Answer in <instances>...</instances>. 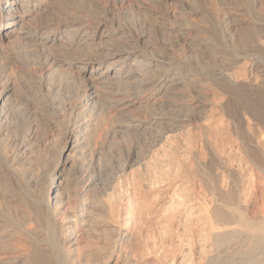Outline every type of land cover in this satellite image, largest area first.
<instances>
[{"label": "bare ground", "instance_id": "obj_1", "mask_svg": "<svg viewBox=\"0 0 264 264\" xmlns=\"http://www.w3.org/2000/svg\"><path fill=\"white\" fill-rule=\"evenodd\" d=\"M138 1L104 0L99 16L71 5L59 11L64 0H0V264H264V69L247 48L264 50V1L248 23L221 28L229 37L252 35L219 52L212 47L219 54L213 82L199 71L211 63L200 48L213 45L203 20L194 22L199 7L145 0L162 8L164 21L138 22L133 35L116 17ZM174 1L180 12L170 9ZM198 1L219 24L228 22L223 0ZM148 29L168 36L172 50L143 47ZM190 56H198L197 69L185 63ZM58 74L73 81L67 100L52 81ZM37 77L46 103L18 93L16 79ZM160 91L158 112L154 103L153 112H124ZM20 110L23 127L12 117ZM123 114L138 145L126 142L129 150L98 188L93 178L109 141L105 153L99 149ZM34 119L45 121L41 134ZM49 227L57 251L39 238Z\"/></svg>", "mask_w": 264, "mask_h": 264}, {"label": "rangeland", "instance_id": "obj_2", "mask_svg": "<svg viewBox=\"0 0 264 264\" xmlns=\"http://www.w3.org/2000/svg\"><path fill=\"white\" fill-rule=\"evenodd\" d=\"M65 2H63L62 4H61V6H60V8H59V11L61 10V8L62 7H69V5H71L69 8H76V9H79V10H83L84 9V11H91V10H93V8H94V10H93V13H94V11L95 10H97L95 13H96V15H99L100 16V13L103 11L102 9H103V4H101V3H103V1L102 0H96V2L94 1V4H95V6H86L84 3L82 4V3H80V2H78L77 1V4H76V0H64ZM67 1H69V2H67ZM144 1V2H143ZM149 1V0H148ZM146 2L145 0H139L138 1V3L140 4V7H138V8H136L139 12H140V10L141 9H143V10H141V12L138 14V11L136 10V9H134V11H130V9H129V11H126V9L125 10H123V11H121L120 13H118L119 15H117V22H116V25H119L120 27H122V29H125V30H127L128 31V28L130 29L129 31H131L130 33H133V35H135V34H137V33H135V32H139L138 30H135V28H137V27H135L134 25L135 24H139V23H141V22H143V21H153V20H155L156 19V22H158V23H162L163 21H164V19L162 18L163 16L161 15V16H158V12H160V11H162V8L161 7H158V6H156L155 7V9H154V6H155V4H153L152 2H153V0H152V2L150 1V2ZM182 1V0H181ZM189 1V2H188ZM191 1H192V3H193V0H183V2L185 3V2H188V7H189V5L191 4V6H195L196 8H198L199 9V12H198V14L196 15V16H194V18H195V20H194V18H193V20H194V22H197V23H201V20H203L202 21V23H201V25L207 30V34H208V36H211L210 37V39H209V41H211V44H213V45H211V46H209V47H204V48H200L201 49V51H200V53H203V54H205V55H207V56H204L205 58L203 59L204 61H207V60H209V63H210V61H211V63L209 64L208 63V61H207V63L209 64V66H208V68H206L205 66H207V65H205V66H203V68L205 69V70H203V68H199V71L202 73V75H204L206 78H208L209 80H215V79H217L218 78V75H217V71H219V66H218V64H216V67H215V63L216 62H213V60H214V56H215V53H216V56L215 57H219V54H217L219 51H221V50H223L224 48H227V47H229L230 45H232L233 43H235V44H237L238 42L237 41H239V39L241 40V39H249L250 37H251V33L249 34V32L250 31H246L245 33H247L246 35L245 34H242V35H238V33L237 34H235L234 36H232V37H229V36H227V35H223L222 33L223 32H221V31H223V29H221V28H223V27H228L229 25H228V23L230 24V26L231 27H233V26H235V25H237L240 21H242V22H249V20L251 21L252 20V18L254 17V12L256 11V9H255V5H256V3L259 1V0H245L246 1V3H245V1L243 2V0H242V4L239 6L238 4H230V5H228L227 3H229V2H227L228 0H226V2H225V0H223V2H224V4L223 5H221L222 6V10L224 11V10H228V12H230V13H232V14H230V17H229V19H231V20H229L228 19V22H227V20L226 21H223V22H220V24H223V23H225L226 22V24H223V25H221L220 26V24H219V22L218 21H216V19L214 20L213 19V17H214V15H212L213 14V12L212 11H210V9H209V7H207V6H205L204 4H203V6H202V3H200L198 0H194V2L195 3H191ZM199 3H198V2ZM261 1H264V0H261ZM101 2V3H100ZM141 2V3H140ZM176 2V3H175ZM64 3L66 4L67 3V6H65L64 5ZM70 3V4H69ZM172 3V4H171ZM170 3V9L171 10H178L179 12L182 10V8H181V10H180V6L182 7V4L181 3H179V2H177V1H174V2H171ZM174 3V4H173ZM245 3V4H244ZM100 4V6H98V5ZM135 4V3H134ZM153 4V5H152ZM180 4V5H179ZM186 4V3H185ZM194 4H198L199 6H196V5H194ZM79 5V6H78ZM96 5H97V7H96ZM228 5V6H227ZM238 5V6H237ZM201 6V7H200ZM224 6V7H223ZM236 6V7H235ZM88 7H90V8H88ZM92 7V8H91ZM102 7V8H101ZM153 7V8H152ZM194 7V8H195ZM204 7V8H203ZM207 9H206V8ZM101 8V9H100ZM146 8V9H145ZM159 8V9H158ZM202 10H201V9ZM236 8V9H235ZM240 8V9H239ZM243 8H244V10H246V12H242V10H243ZM90 9V10H89ZM156 9H158V10H156ZM102 10V11H101ZM131 10H133V9H131ZM135 10L137 11V12H135ZM145 10V11H144ZM149 10H151V11H153L152 13H154V12H156V16H157V18L158 17H160V18H154V19H152L153 17H155L154 15H153V17L152 18H149L148 17V15H149ZM200 10H201V12H200ZM203 10H204V14H203ZM248 10V11H247ZM146 13H144V12ZM237 11V12H236ZM92 12V11H91ZM98 12H100V13H98ZM123 12V13H122ZM210 12H211V14H210ZM247 12H248V15H247ZM47 13V15L48 14H50V12H46ZM45 13V14H46ZM144 13V14H143ZM203 14V15H200V14ZM238 13V14H237ZM148 14V15H147ZM234 14L236 15V17L234 16ZM101 15H102V13H101ZM139 15V16H138ZM144 15L146 16V17H144ZM212 15V16H211ZM205 16V17H204ZM231 16H233V21H232V18H231ZM42 17H45V16H42ZM247 17V18H246ZM40 19H42L41 18V16L39 17ZM145 18H147V19H145ZM202 18V19H201ZM242 18V19H241ZM244 18V19H243ZM138 19V20H137ZM141 19H144V20H141ZM148 19H150V20H148ZM160 19V20H159ZM163 19V20H162ZM137 20V21H136ZM214 20V21H213ZM244 20V21H243ZM247 20V21H246ZM162 21V22H161ZM199 21V22H198ZM216 21V22H215ZM231 21H232V23H231ZM133 22H135V23H133ZM139 22V23H138ZM179 22V21H178ZM218 22V23H217ZM234 22V23H233ZM119 23V24H118ZM122 24V25H121ZM133 24V25H132ZM206 24V25H205ZM232 24V25H231ZM225 25V26H224ZM131 26H133V28L131 27ZM18 30V29H17ZM151 30V31H150ZM153 29H148V30H146L145 31V34H146V36L145 37H152L151 39H150V41H143L142 42V44H143V47H147L148 49H150V50H152V49H154V51H157L156 50V48H158V50H159V52L161 51V49H165V48H169V49H171L172 50V48H170L171 46H172V43L170 42V39H169V41H167V39H168V36H166V35H163V34H161L166 40H164V38L163 37H161V35L159 34V32L158 31H156V32H154V30L152 31ZM21 32H23V31H21ZM149 33V34H148ZM152 33H154L155 35H153ZM159 35H157V34ZM150 34H152V35H150ZM155 36V37H154ZM241 36L243 37V38H241ZM115 39H118V42L119 43H121V41L123 42L125 39H127V38H125L124 36H116V38ZM120 39V40H119ZM153 39V40H152ZM155 39V40H154ZM157 39H158V41H157ZM163 41H161V40ZM237 40V41H236ZM126 41V43L128 42H130L131 43V41L130 40H125ZM153 41H157L156 43L154 42L153 44L155 45H153V44H151ZM149 42V43H148ZM162 42V43H161ZM166 42V43H165ZM168 42V43H167ZM169 42L171 43V44H169ZM145 43H146V45H145ZM148 43V44H147ZM160 43V44H159ZM163 43H165V44H163ZM131 44H133V43H131ZM134 45V44H133ZM149 45V46H148ZM153 45V46H152ZM162 45V46H161ZM164 45H166V47H164ZM141 46V45H140ZM162 48H161V47ZM174 46V45H173ZM153 47V48H152ZM160 47V48H159ZM215 48V50L216 51H218V52H216L213 48ZM7 48H8V46H7ZM7 48H4L3 49V53H4V55L5 56H10V55H12V51H11V49H7ZM247 48H250V49H248V52H249V56L253 59V61H255V63H256V65H258V66H260V64H261V66L260 67H262L263 69H264V50H262V49H259V47H255V46H253V44H252V46L249 44L248 46H247ZM193 49H196V48H193ZM199 49V50H200ZM203 49H205V51L204 52H202L203 51ZM214 51H213V50ZM229 49V48H228ZM252 49V50H251ZM31 50L32 51H30V49L29 50H24V49H19V48H17L16 49V53H17V55H20V56H22V53H23V56H30L32 59H36V56H37V58L39 57V54L38 53H36L35 52V49H32L31 48ZM198 50V51H199ZM208 50V51H207ZM212 50V52H210ZM20 51V52H19ZM57 51V50H56ZM9 52V53H8ZM158 52V51H157ZM207 52V53H206ZM215 52V53H214ZM27 53V54H26ZM31 53V54H30ZM210 53V54H209ZM7 54V55H6ZM30 54V55H29ZM33 54V55H32ZM36 54V55H35ZM54 54H59V53H54ZM157 54H161V52L160 53H157ZM213 54V55H212ZM35 55V56H34ZM165 55V54H164ZM209 55V56H208ZM29 57V58H30ZM194 56H190V57H187V58H189V59H185L186 61H185V63H188V65L190 66H192V65H197V61H198V63H199V59H197L198 58V56H197V58H196V56L193 58ZM196 59V60H195ZM189 61V62H188ZM214 64H213V63ZM213 64V66L211 67L210 65H212ZM188 65H187V67H188ZM34 66V65H33ZM218 66V67H217ZM211 67V68H210ZM231 67V66H230ZM192 68H195V69H197L198 67H194V66H192ZM217 68V69H216ZM209 69V70H208ZM231 69H233V68H231ZM203 70V71H202ZM60 74H58V75H54V80L52 79V81L54 82V83H57V85H58V93H59V95H58V98H60V99H64V100H67L68 98H69V96H71V92H72V90H73V86H74V84L72 83L73 81L72 80H70V79H62L63 77H61L60 78V76H59ZM59 76V77H58ZM39 79H41V78H38L37 77V79H31V81L30 80H23V83H22V80H15V81H17L16 82V84H19V89L21 90H19L18 91V93L19 94H22L23 96H27V98H29V99H31L32 97L34 98H38L39 100H40V94L37 92L38 91V89H39V87H40V83H43L42 81H43V79H42V81H40V83H39ZM60 79H62L63 81H61ZM36 80V81H35ZM64 80H66V81H64ZM58 81V82H57ZM71 81V82H70ZM212 81V82H213ZM27 82H29V84L31 85H29ZM26 83V84H25ZM39 83V84H38ZM60 83V84H59ZM178 90H180V89H178ZM162 91V90H161ZM161 91L160 92H158V93H153L152 95H150L149 97H147V98H143V101H141L140 103H138V104H135V105H133V106H131L130 108H128V109H125L124 110V112H129L130 110V112L131 113H135L136 114V112H137V114H143V113H141V112H144V110L145 109H148V108H150L151 106H153V103H154V108H155V111L158 109V110H160V107H158L157 105H158V102H161V101H163L164 100V98H160L161 97V95H162V93H161ZM35 92H37V93H35ZM33 93H35V94H33ZM38 94H39V96H38ZM149 94V93H148ZM197 94V93H196ZM33 95V96H32ZM35 95V96H34ZM29 96V97H28ZM60 96V97H59ZM68 96V97H67ZM144 96H146V95H144ZM31 97V98H30ZM163 97V96H162ZM43 98V99H42ZM41 98V102H43V103H46L45 102V98L44 97H42ZM36 99H34V100H36ZM37 99V101H39ZM160 99V100H159ZM159 100V101H158ZM31 101H33V99L31 100ZM155 101H156V103H155ZM34 102V101H33ZM39 103H40V101H39ZM43 105H40L39 104V107L41 108ZM156 106V107H155ZM148 107V108H147ZM152 107V109H154ZM43 108V107H42ZM130 109V110H129ZM141 109V110H140ZM151 108L149 109V112H153V110H151ZM158 110L156 111V112H158ZM133 111V112H132ZM146 111V110H145ZM154 111V112H155ZM139 112V113H138ZM13 113H14V115H13ZM12 113V117H13V119L15 120L14 122H16V123H14V125L15 126H18V127H23V126H20V125H24L25 123H26V118H22V114L24 113L22 110H20V112L19 111H14ZM16 113V114H15ZM21 115H20V114ZM18 114V115H17ZM127 114H123L122 115V117L121 116H119V117H121V118H119V117H116L115 119L116 120H114V122L112 123V126H114V127H112V129L114 130V132L116 131V133H113V130H112V133H110V135L108 134V136H107V138H108V140H105V142H104V145L105 146H107L108 144H107V142L106 141H109L108 143H109V147L107 146V148H105V146H101L102 148H101V150L99 149V151L100 152H104V151H106L108 148H109V150L107 151V156H105L106 158L102 161V163H101V165L102 166H100L101 167V170H100V173H99V171H98V173L96 172L95 174H97V175H95V177L93 178V182L94 183H96L95 185H99L98 186V188L100 187V185L101 184H103L107 179H108V176L110 175L109 173H114L115 172V170H116V168L118 167V162H119V154L120 155H124L128 150H129V146H127V145H129V144H131L130 143V141L131 142H134L135 144H137L138 145V139H136V138H138V137H136L135 138V136H137L136 134H132V132L130 131V130H126V128H125V124H126V118L128 117V115L126 116ZM21 116V117H20ZM91 117H94L93 115L91 116ZM125 117V118H124ZM118 118V119H117ZM122 119L125 121H122ZM38 121H39V119H37ZM37 120H35L34 119V121H35V126L36 127H38V128H36L35 127V130L36 129H38L37 130V132H40L39 134H41V128L39 127L40 126V123H45V121H44V119H43V121H42V119L38 122ZM118 120V121H117ZM36 121L39 123V125L37 126V124H36ZM123 122V123H122ZM14 126V127H15ZM49 127V128H48ZM107 128H110V127H108V126H106ZM42 128H44L43 126H42ZM106 128V129H107ZM41 129V130H40ZM45 129V131L46 130H48L47 132H49L52 128H51V126H50V124H48L47 125V127L46 128H44ZM111 129V128H110ZM101 131V130H100ZM36 132V135L38 136L39 134ZM51 132V131H50ZM97 133H98V131H96ZM95 132V136H96V133ZM122 132V133H121ZM101 133H102V131L99 133V135L98 136H96V138L98 137H100L101 136V138L100 139H102V136L103 135H105L104 133H102V135H101ZM126 133V134H125ZM128 133H131V134H128ZM113 134L115 135L114 137H113ZM122 134V135H121ZM128 134V135H127ZM112 135V136H111ZM129 135H130V138H131V140H130V138H129V141H128V137H129ZM131 135H132V137H131ZM135 135V136H134ZM124 136H126V137H124ZM133 136H134V138H133ZM124 137V138H123ZM113 138H115V139H113ZM111 139V140H110ZM114 141H113V140ZM121 139V140H120ZM123 139V140H122ZM135 139V140H134ZM126 140V141H125ZM133 140V141H132ZM36 141V140H35ZM137 141V142H136ZM112 142H114V143H112ZM126 142H129V144L128 143H126ZM106 143V144H105ZM117 143H119V144H117ZM115 144V145H114ZM128 150H127V149ZM104 149H106V150H104ZM110 149H112L111 151H110ZM102 152V153H103ZM111 152V153H110ZM118 152V153H117ZM105 153V152H104ZM105 155V154H104ZM103 169V170H102ZM107 171H106V170ZM101 171H103V172H101ZM96 181V182H95ZM13 183V182H12ZM13 185V184H12ZM47 229H50L49 231L47 230H43L42 232L43 233H45V234H42V232L40 231L39 233H38V235H39V238L41 239H43V241L45 242V245H47L46 243H48V245L50 246V248H52L54 251L56 250L57 251V247H56V241H54L55 239H57V237H56V235L53 233V231H51L52 229L49 227V228H47ZM51 232H52V234H51ZM48 233V235H46ZM53 235V237L51 236V235ZM46 235V236H45ZM48 236H51L52 238H53V241L51 240V238L50 237H48ZM84 245V244H83ZM80 246H82V244H80ZM85 246V245H84ZM82 246V248L80 247V250L81 249H88L89 247L88 246ZM83 249V250H84ZM90 249V248H89ZM83 250H81V251H83ZM55 264H64V262L63 261H61L60 259L59 260H56V262H55Z\"/></svg>", "mask_w": 264, "mask_h": 264}]
</instances>
